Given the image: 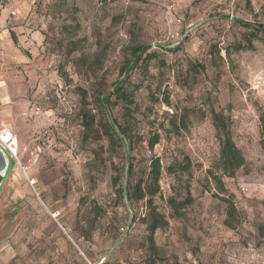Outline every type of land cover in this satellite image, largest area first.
Masks as SVG:
<instances>
[{
	"label": "rangeland",
	"instance_id": "rangeland-1",
	"mask_svg": "<svg viewBox=\"0 0 264 264\" xmlns=\"http://www.w3.org/2000/svg\"><path fill=\"white\" fill-rule=\"evenodd\" d=\"M4 13L22 22L0 27L10 40L0 36L1 78L16 111L0 127L18 135L20 161L35 164L15 165L0 193V264H87L73 242L95 264H254L248 250L264 243V40L238 21L264 25V0H0ZM146 46L156 57L132 70V49ZM121 83L133 103L115 92ZM105 98L106 128L117 130L115 120L126 137L86 133L83 108L98 115ZM212 111L228 117L247 161L223 177L226 194L207 173L220 158ZM154 157L191 163L163 175L154 202L167 225L155 248L147 204L119 195L129 163L133 180L146 178ZM208 230L222 237L217 263Z\"/></svg>",
	"mask_w": 264,
	"mask_h": 264
},
{
	"label": "trees",
	"instance_id": "trees-1",
	"mask_svg": "<svg viewBox=\"0 0 264 264\" xmlns=\"http://www.w3.org/2000/svg\"><path fill=\"white\" fill-rule=\"evenodd\" d=\"M238 23L246 28H255L258 34L263 35L264 40V25L263 24H251L244 21H238ZM151 47H135L132 49L133 55L135 58L134 64L131 67L133 70L137 67L141 62L145 60H152L156 57L155 53H149ZM194 68V66H192ZM204 69V68H203ZM117 95L128 103L132 102V94L126 92L123 83L118 86L115 91ZM109 99L105 98L104 100H96V109H99L98 115H89L86 108L82 110V125L87 132L93 131L97 126L98 130L104 129L106 135L111 139H114L112 135L118 129H120V125L117 121L113 120L114 125L110 124V129L108 130L103 122V115L100 114L103 109H109ZM99 118V120L97 119ZM212 121L217 132L218 139L220 141V158L216 164L215 170L221 173V176L217 174L215 170H209L208 176L215 183L218 191L221 194H226L227 189L223 180V177L233 178L236 173L246 166V158L242 151L237 147L236 143L233 140L232 132L230 128V122L227 116L223 113H219L216 111H212ZM260 128H261V143L264 148V112L260 115ZM121 133L126 137L125 132ZM114 141V140H113ZM160 143V136L156 135L149 140L150 149H154L157 144ZM191 163L190 160H187L184 164H178L174 162L169 166H164L162 160L158 157H154L151 160L150 171L146 178H139L137 180H133L134 175V167L131 163H129L127 173H126V187L120 188L119 195L120 197L126 199L129 203H141L145 202L147 204V208L149 209V219L150 226L149 230L151 233L150 240L152 247L155 248V243L153 239V235L155 232L167 225V222L164 220L163 216L157 211L155 206V198L161 193V181L164 173H167L170 176H176L179 173L185 174L190 171ZM190 199V198H189ZM220 199L227 204V213L229 219L234 218L237 210L236 207L229 196L220 197ZM188 204L191 203V200H187ZM85 254V253H84ZM86 256V255H85ZM87 257V256H86ZM88 258V257H87ZM92 262V261H91ZM94 263V262H93Z\"/></svg>",
	"mask_w": 264,
	"mask_h": 264
},
{
	"label": "crops",
	"instance_id": "crops-1",
	"mask_svg": "<svg viewBox=\"0 0 264 264\" xmlns=\"http://www.w3.org/2000/svg\"><path fill=\"white\" fill-rule=\"evenodd\" d=\"M12 20L14 22H12L10 20V17L8 15V13L2 14V17L0 18V27L14 29L13 28L14 25H15V27L16 26L19 27L20 23L22 22L19 18H15V19H12ZM3 32H6V30H4ZM0 36L3 37L8 43L10 42V40L7 39L5 35L2 36V34H1ZM15 55H16L15 59L17 61H19V62L25 61L24 57L22 55H18V54H15ZM1 56H2V52H0V58H1ZM12 100H13V96L11 94V91H10L8 85L4 84V81L1 78V71H0V121L4 117L5 118L8 117V116L10 118L15 117L16 111H15V109H13L10 106V102H12ZM17 137H18V135H17ZM65 233L67 235H69L66 231H65ZM205 236L208 237L207 240H206L205 237L204 238H205L206 241H209V243H210L209 245L210 246L212 245L211 241H213L212 237L215 236V238L217 239V242H216L217 244L215 246H213L212 248H210V250L213 251L214 260L217 263V262H219L218 256H219V252H220V244H221L220 241L222 240V237L220 236V234L218 232L213 234L212 230H208V232L205 231ZM73 245L77 249L78 252L80 250V251H82L84 253V251L75 242H73ZM204 249L206 250V249H209V248L205 247ZM79 254H80V252H79Z\"/></svg>",
	"mask_w": 264,
	"mask_h": 264
},
{
	"label": "built area",
	"instance_id": "built-area-1",
	"mask_svg": "<svg viewBox=\"0 0 264 264\" xmlns=\"http://www.w3.org/2000/svg\"><path fill=\"white\" fill-rule=\"evenodd\" d=\"M31 110L33 116H40L42 114V110L38 106H31ZM0 148L13 159L16 166L22 168L24 171H28L35 164L34 160H29L27 164H23L20 161L19 139L12 130L6 127L0 128ZM31 185H36V181L34 180ZM126 231V228H120L121 235H125ZM248 251H253L252 258L254 259V264H264V243L260 246V248L249 249ZM79 252L85 258L87 264H95L91 262L82 251L79 250ZM233 258H237V256L235 255ZM234 262L237 261L234 260Z\"/></svg>",
	"mask_w": 264,
	"mask_h": 264
},
{
	"label": "water",
	"instance_id": "water-1",
	"mask_svg": "<svg viewBox=\"0 0 264 264\" xmlns=\"http://www.w3.org/2000/svg\"><path fill=\"white\" fill-rule=\"evenodd\" d=\"M15 169L13 159L0 148V193Z\"/></svg>",
	"mask_w": 264,
	"mask_h": 264
}]
</instances>
